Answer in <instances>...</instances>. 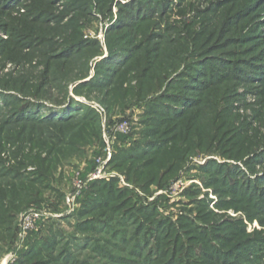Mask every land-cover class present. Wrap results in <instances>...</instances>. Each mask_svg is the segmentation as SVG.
Returning <instances> with one entry per match:
<instances>
[{"label": "rangeland", "instance_id": "obj_1", "mask_svg": "<svg viewBox=\"0 0 264 264\" xmlns=\"http://www.w3.org/2000/svg\"><path fill=\"white\" fill-rule=\"evenodd\" d=\"M0 150L52 172L54 216L14 264H264V0H0Z\"/></svg>", "mask_w": 264, "mask_h": 264}, {"label": "trees", "instance_id": "obj_2", "mask_svg": "<svg viewBox=\"0 0 264 264\" xmlns=\"http://www.w3.org/2000/svg\"><path fill=\"white\" fill-rule=\"evenodd\" d=\"M107 87L108 86L106 85L103 87V89ZM70 117H73V116H70ZM22 120H25V121L21 122V124L22 123H26V124L32 123L34 125L36 124L40 125V123L42 122V120H39L38 118H35V117H30V118L23 117ZM62 121L63 123H60L61 121H54V119H52L48 121H43V123L46 122L47 124H56L55 122H58V124H56V128L51 129L52 135L57 137L60 130H63V131L66 130L67 127H69L70 122H71L70 119L62 120ZM83 121H87V120H83ZM95 126L97 127L98 124H95ZM110 127H112V125ZM23 129L24 128H22L21 130ZM100 129L101 128L97 130L96 128H94V132L96 134L92 135V137H95V138L99 137L101 134ZM11 130L13 131L14 128H11ZM158 134L159 132H156V135ZM10 139H14V136H9L8 138V141H13ZM127 140H128V136L119 135V137L117 138V142L115 144V148H114L115 151H114V156L112 160L117 158L120 150L127 149L125 148L126 147L125 143L127 142ZM165 145L166 144H164V146ZM99 148L100 149L96 153L97 157L103 155L104 141L101 143ZM162 148L163 147H161L160 150ZM150 150H156V148H152ZM6 151L9 152V150H0V157L1 155H6ZM20 151L23 152V150H20ZM56 151H59V150H49L46 160L49 161L50 159H52L51 157L55 156ZM13 155H16V154H13ZM29 158L30 157H28V159ZM46 160L44 161L40 160L39 163L42 165V163H45ZM19 165H24V164L19 162ZM142 165L143 163L141 164V166ZM149 165H147L146 168ZM49 169L47 171H44V173H46L44 174V176L48 175L51 172V170ZM95 169H96V164L92 163L85 169V171L79 176V178L84 181L87 180L89 174L92 173ZM44 176L42 175L39 178H32L29 176L28 173L21 171L19 169H16L13 167L6 168L4 161H0V260L2 259L3 255L6 252L10 250L12 251L14 250V252L18 251V245L16 246L15 243H16V240L18 242L16 244H19L20 242L19 240L20 231H21L20 216L23 213L28 212L32 209H39V210H45L47 212L49 211L52 212V209L49 206L39 205L44 195H46V193L49 192L51 188L49 184H46L47 179ZM100 182H101L100 180H94L88 183L87 189L83 190V192L81 193V195L82 194L85 195L87 193L84 199L86 200L93 199L89 197L90 192H91L89 189H97ZM60 196L64 197L63 194ZM80 200H81V196L78 197V201ZM92 201H95V200H92ZM97 207L96 205L93 207L92 213L97 211L98 209L108 208L104 206L102 207L100 205H97ZM49 219L50 218L40 220L37 224V230L31 232L28 235L27 239L22 244L23 245L22 248H20L18 251V257H17L16 263H18V261L22 258V256L28 253V250L30 249L31 243H32L31 238H33L34 235H37L43 229L46 221H48Z\"/></svg>", "mask_w": 264, "mask_h": 264}, {"label": "built area", "instance_id": "obj_3", "mask_svg": "<svg viewBox=\"0 0 264 264\" xmlns=\"http://www.w3.org/2000/svg\"><path fill=\"white\" fill-rule=\"evenodd\" d=\"M104 149L103 155L96 158V169L89 174L87 180L78 183V192L73 196L67 199V205L69 206V212L74 211L76 207L75 201L81 195L82 189L88 186V183L94 180H97L104 175L105 165L113 158L115 151V144L119 135L128 136L131 132V122L130 120H122L117 124H114L112 127L104 125ZM83 181V182H82ZM179 184H175L174 189H178ZM54 216L53 214L39 209H32L28 212H25L21 215L20 222V242L18 244V251L22 248L23 242L27 239L28 235L37 230V224L42 219H48L49 217ZM18 251L14 252L12 256V264L16 261L18 257Z\"/></svg>", "mask_w": 264, "mask_h": 264}, {"label": "crops", "instance_id": "obj_4", "mask_svg": "<svg viewBox=\"0 0 264 264\" xmlns=\"http://www.w3.org/2000/svg\"><path fill=\"white\" fill-rule=\"evenodd\" d=\"M11 251L10 254L7 253L6 257H2V259L0 260V264H12V256H14V252Z\"/></svg>", "mask_w": 264, "mask_h": 264}, {"label": "bare ground", "instance_id": "obj_5", "mask_svg": "<svg viewBox=\"0 0 264 264\" xmlns=\"http://www.w3.org/2000/svg\"><path fill=\"white\" fill-rule=\"evenodd\" d=\"M4 264V263H3Z\"/></svg>", "mask_w": 264, "mask_h": 264}]
</instances>
